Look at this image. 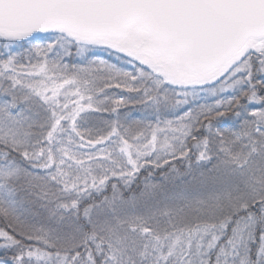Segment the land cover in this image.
I'll return each mask as SVG.
<instances>
[{
	"label": "snow or ice",
	"instance_id": "1",
	"mask_svg": "<svg viewBox=\"0 0 264 264\" xmlns=\"http://www.w3.org/2000/svg\"><path fill=\"white\" fill-rule=\"evenodd\" d=\"M0 264H264V0H0Z\"/></svg>",
	"mask_w": 264,
	"mask_h": 264
}]
</instances>
